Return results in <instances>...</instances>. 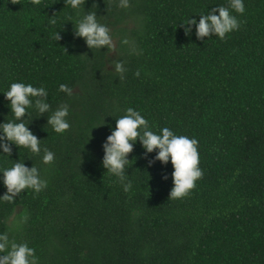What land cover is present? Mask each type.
Here are the masks:
<instances>
[{
  "label": "trees",
  "instance_id": "1",
  "mask_svg": "<svg viewBox=\"0 0 264 264\" xmlns=\"http://www.w3.org/2000/svg\"><path fill=\"white\" fill-rule=\"evenodd\" d=\"M243 3L238 13L230 0H128L126 8L85 0L78 10L64 0H0V121L14 119L2 92L10 83L44 86L49 113L29 108L25 123L54 153L50 164L15 144L0 153V169L23 161L47 181L40 193L0 200V233L33 247L39 264H264V0ZM217 5L229 7L237 29L223 39L198 38L195 24L185 32L188 18ZM90 11L116 39L122 74L107 67L112 49L74 36ZM62 104L70 127L56 133L47 115ZM128 107L154 132L197 139L203 175L186 196L169 197L171 161L139 140L127 192L102 167V145Z\"/></svg>",
  "mask_w": 264,
  "mask_h": 264
},
{
  "label": "clouds",
  "instance_id": "2",
  "mask_svg": "<svg viewBox=\"0 0 264 264\" xmlns=\"http://www.w3.org/2000/svg\"><path fill=\"white\" fill-rule=\"evenodd\" d=\"M15 2L17 0H13V3ZM31 3L37 5L40 0H31ZM64 4L73 10H78L85 4V0H64ZM119 6L128 7V0H119ZM229 7L238 13L244 12L243 0H230ZM229 7L217 5L206 13H201L198 20L195 17L188 18L184 22L185 32L189 33L191 26L195 24L198 38L217 35L223 39L226 33L239 27L236 17L230 14ZM50 22L55 23V20ZM73 27L74 36L83 38L90 49H101L105 46L106 49L114 48L110 29L97 19L96 11L82 15ZM55 38L61 39L59 32H56ZM123 43H128L127 39ZM114 69L115 72L122 74L125 71L123 62L116 61ZM136 75H139V72ZM58 90L68 96L73 94V88L65 83H60ZM2 92L14 119L0 121V153L10 155L11 145L15 144L27 148L34 154L43 152L41 162L52 163L54 153L47 148L41 149L40 139L28 127L30 122L25 123V113H28L29 108L34 107L39 114L49 113L51 105L47 100V89L42 85L34 86L32 83L15 81L10 83L8 90ZM68 114L69 106L62 104L51 110V114L47 115L46 124L51 125L54 132L64 133L70 127ZM137 140L147 153L156 150L154 159L163 163L171 161L173 186L169 194L170 198L179 199L186 196L189 190L195 187V181L202 177L203 172L198 166L196 138L177 135L168 127L154 132L138 110L128 107L124 115L116 118L115 126L107 135L102 145L104 155L101 161L102 167L119 180L125 192L131 188V181L125 175L126 167L131 161L128 154ZM0 173L3 174L0 176V182L6 188V191L0 194V200L11 202L26 188L33 190L35 194L47 187V181L41 177L40 170L33 164L27 166L23 161L15 160L11 167L0 169ZM26 219V215L21 217V221ZM0 253H3L0 255V264H39L35 249L26 242L17 243L10 240L7 232L0 233Z\"/></svg>",
  "mask_w": 264,
  "mask_h": 264
},
{
  "label": "rangeland",
  "instance_id": "3",
  "mask_svg": "<svg viewBox=\"0 0 264 264\" xmlns=\"http://www.w3.org/2000/svg\"><path fill=\"white\" fill-rule=\"evenodd\" d=\"M113 39V44H114V48L111 50V52L109 53V61L107 62V67L109 68H113L114 67V59H115V46H116V39L115 38H112Z\"/></svg>",
  "mask_w": 264,
  "mask_h": 264
}]
</instances>
